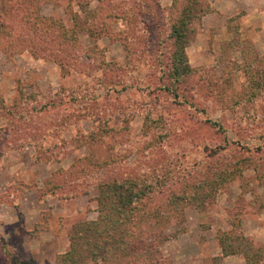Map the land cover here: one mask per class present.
Wrapping results in <instances>:
<instances>
[{
  "label": "rangeland",
  "instance_id": "obj_1",
  "mask_svg": "<svg viewBox=\"0 0 264 264\" xmlns=\"http://www.w3.org/2000/svg\"><path fill=\"white\" fill-rule=\"evenodd\" d=\"M127 1L137 5L0 0V264L3 246L11 261L62 264L73 228L99 218L97 183L114 163L130 165L144 153L204 170L241 162L217 200L187 205L184 220L165 227L163 258L246 264L243 251L264 249V96L230 111L212 93H242L248 75L264 73V32L242 29L246 12L237 0H203L186 49L198 71L194 87L175 83L190 100L183 101L164 89L171 82L164 18L173 0L150 1L147 11L140 0ZM126 9L132 23L117 16ZM227 75L229 84L214 82ZM148 116L165 119L156 135H171L159 149L146 133ZM187 125L196 132L183 138ZM236 215L240 223L232 225ZM220 239L231 246L228 255Z\"/></svg>",
  "mask_w": 264,
  "mask_h": 264
},
{
  "label": "trees",
  "instance_id": "obj_2",
  "mask_svg": "<svg viewBox=\"0 0 264 264\" xmlns=\"http://www.w3.org/2000/svg\"><path fill=\"white\" fill-rule=\"evenodd\" d=\"M118 1L124 6L137 5L128 4L127 0H113ZM150 1L155 0H140L139 4L147 11ZM202 3L203 0H173V5L167 9L168 13L164 18L169 28L166 39L170 42L168 53L171 66V82L164 89L183 101L190 100L185 92H180L175 83L189 85L191 89L194 87L190 85V80L193 75H198V71L191 68L186 49L192 41L189 37L192 34L190 25L192 20L199 18L196 12L200 11ZM80 7L83 6L80 4ZM127 11L129 10L126 9L117 16L132 23L131 15L134 14H128ZM235 36H239V31H236ZM125 43L124 48L129 52L127 41ZM245 72L247 73L246 69ZM248 77V90L245 89L242 93L231 90L227 95H223V91L218 94L212 92L213 99L222 102L230 111L237 105L259 104L264 96V73ZM216 80L214 82H220L224 86L232 81V77L227 75ZM2 104L5 108V103ZM195 108L198 112L207 111L205 108ZM254 115L255 111L250 114L256 117ZM146 120V133L153 132L150 140L153 149H159L165 142L171 141V135L154 133L156 129L164 127L165 119H151L148 116ZM207 123L223 129L221 124L211 120ZM173 132L180 136L178 131ZM193 132L196 130L191 126L181 128L183 138L191 137ZM225 150L223 147L221 151ZM147 154L144 153L143 159L130 165L111 162L115 167L109 168L104 178L97 183L99 218L95 222L80 223L73 228L69 235L71 248L62 258V264H84L89 260L95 264H173L170 259L163 258L161 253L162 243L170 239L165 234V227L173 221L182 222L187 205L204 207L212 200H217L218 195L225 190V185L234 181V174L240 171L239 158H234V162L218 163L211 168L207 166L204 170L200 164L188 168L179 157L176 161H165L162 157L155 160ZM252 165L251 161L249 167ZM74 174L77 173L72 171L62 173V176L64 180H69ZM238 218L239 215H236L235 219L228 221L232 225H238ZM220 244L224 254L228 255L230 251L227 249L231 246L225 245L223 239H220ZM1 252L3 264H22L15 259L11 261V254L5 246ZM242 254L246 264H264V249L254 253L246 250Z\"/></svg>",
  "mask_w": 264,
  "mask_h": 264
},
{
  "label": "crops",
  "instance_id": "obj_3",
  "mask_svg": "<svg viewBox=\"0 0 264 264\" xmlns=\"http://www.w3.org/2000/svg\"><path fill=\"white\" fill-rule=\"evenodd\" d=\"M243 6V10L246 12L244 17L242 18V29L245 32H249L248 34H258L254 33L252 30H256L257 28L262 29L260 33L264 32V10L260 8V0H237V3ZM249 37L255 40L257 36L249 35ZM255 37V38H254Z\"/></svg>",
  "mask_w": 264,
  "mask_h": 264
}]
</instances>
